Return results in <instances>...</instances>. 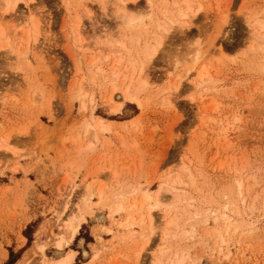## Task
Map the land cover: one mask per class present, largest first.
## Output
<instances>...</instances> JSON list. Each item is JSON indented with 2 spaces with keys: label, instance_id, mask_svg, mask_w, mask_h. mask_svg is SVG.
<instances>
[{
  "label": "rangeland",
  "instance_id": "obj_1",
  "mask_svg": "<svg viewBox=\"0 0 264 264\" xmlns=\"http://www.w3.org/2000/svg\"><path fill=\"white\" fill-rule=\"evenodd\" d=\"M28 1L0 0V264H264V0H190L167 31L185 0Z\"/></svg>",
  "mask_w": 264,
  "mask_h": 264
},
{
  "label": "bare ground",
  "instance_id": "obj_2",
  "mask_svg": "<svg viewBox=\"0 0 264 264\" xmlns=\"http://www.w3.org/2000/svg\"><path fill=\"white\" fill-rule=\"evenodd\" d=\"M19 1L20 0H3V3H4V5H5V11H10V10H13V9H15V7L18 5V3H19ZM28 1V0H27ZM30 1H34V0H30ZM125 1L126 0H119V2H124L125 3ZM29 2V1H28ZM198 2V1H197ZM123 3V4H124ZM127 3V2H126ZM149 3H151L150 4V6H152L153 4V1H149ZM185 3L187 4L185 7H178L179 9H178V11H177V15L176 16H174L173 15V12L174 11H172V15L169 13L168 14V9H171L170 7L168 8V7H166V9H164V11L163 10H161L162 12H163V14H165L168 18H167V20H163V23H161V24H159V23H157V26H158V29H159V27H163L164 28V31L166 30H169L172 26V24H175V23H181L182 25H183V23H184V25L186 26V25H188V20L186 21V19L184 20V18H190V15H191V13L192 12H194L195 10H193V5L191 4V2H190V0H185ZM121 4V3H120ZM155 4V3H154ZM122 5V4H121ZM120 5V6H121ZM126 5V4H125ZM156 5V4H155ZM158 5V4H157ZM156 5V6H157ZM161 5V4H160ZM124 6V5H123ZM155 6V7H156ZM125 7V6H124ZM148 7H149V5H148ZM199 7V6H198ZM165 8V7H164ZM149 9V8H148ZM200 9V8H199ZM127 10H129V9H127ZM150 11H152V10H150ZM171 11V10H170ZM147 12V11H146ZM196 12H199L198 10L197 11H195V13ZM175 13V12H174ZM145 14V13H144ZM151 13H149L148 15H150ZM126 15V14H125ZM164 15V16H165ZM192 15H193V13H192ZM130 16V15H129ZM131 16H133V15H131ZM127 17V15L126 16H124V20H126L125 21V23L127 24L128 23V26H133L134 24H136L137 25V22H139L140 21V23H142L143 22V18L142 19H140V17H138L139 19H134V18H137V17H135V15H134V17ZM136 16H138V14H136ZM157 15H155V17H156ZM195 17V16H194ZM125 18H127V19H125ZM151 18V17H150ZM123 19V18H122ZM123 20V21H124ZM136 20H138V21H136ZM190 20V19H189ZM262 20V19H261ZM39 21V20H38ZM183 22V23H182ZM36 24L38 23V22H35ZM139 24V23H138ZM180 24V25H181ZM35 25V24H34ZM34 25H32L33 27L32 28H34V29H31L32 30V32H31V34L33 33V31L34 30H37L35 27H37V26H34ZM39 25V24H38ZM79 25V24H78ZM140 25V24H139ZM138 26V25H137ZM174 26V25H173ZM184 26V27H185ZM76 27H77V25H76ZM121 27V26H120ZM135 27V26H134ZM261 29H263V31H264V21L262 22V23H260V26H259ZM38 28V27H37ZM187 28V27H186ZM188 28H190V25H188ZM77 29V28H76ZM134 29V28H133ZM172 29V28H171ZM27 30V29H26ZM40 30V29H39ZM185 30V29H184ZM23 31V30H22ZM11 32V31H10ZM35 32V31H34ZM36 32H38V31H36ZM125 32V31H124ZM29 33V35L28 36H30L31 34H30V32H29V30H28V32H26V36H27V34ZM165 33H167V32H165ZM181 33V32H180ZM256 33L258 34V35H256L257 37L259 36L260 37V39H262L261 38V36H260V31H256ZM255 33V34H256ZM24 34H25V32H24ZM4 35H5V30H3V29H0V41H5L4 42V44L5 45H11L10 43V41L8 40V35H9V32L6 34V36L4 37ZM18 35V34H17ZM124 35V34H123ZM127 35H129V34H127ZM127 35H125L123 38H121L120 40H117V44L119 45V47L121 46V47H123V49H124V47H126V41H125V39L127 38V37H130V36H127ZM134 35V34H133ZM133 35L129 38V39H131L132 41H133V38H134V40H135V37H137V36H135V37H133ZM165 35V34H164ZM33 36V35H32ZM161 36L163 37V35H160L159 37V42L157 43L156 42V44H151V45H146V50L144 51V60L140 63V62H137V61H133V62H131V64H130V66H131V68H132V70H133V74L131 73V77H130V79H131V81H132V77H133V75H134V73L136 72V69H138L139 70V74L143 77V72L145 71L144 69H145V67H146V62L147 63H149L148 61H150V60H152V58H154V55L157 53V50H158V47L160 46V44L162 43V40L160 41V39H162L161 38ZM9 37H10V35H9ZM16 37V36H15ZM6 38V39H5ZM22 38V37H21ZM35 38V37H34ZM37 38V37H36ZM35 38V39H36ZM137 38H139V37H137ZM136 38V40H138L139 41V39H137ZM164 38V37H163ZM264 38V37H263ZM28 39H31L30 37L28 38ZM34 39V40H35ZM33 40V41H34ZM128 40V39H127ZM262 40H264V39H262ZM22 41H23V39H22ZM21 41V42H22ZM130 41V40H129ZM10 42V43H9ZM109 42V41H108ZM2 43V42H1ZM28 43V42H27ZM111 43V42H110ZM3 44V43H2ZM4 44L3 45H0V46H4ZM21 44V43H20ZM113 44V43H112ZM128 44V43H127ZM107 45V44H106ZM9 47V46H8ZM28 47V46H27ZM133 47V46H132ZM10 48H11V46H10ZM25 50V49H24ZM135 50H136V48H135ZM128 51V50H127ZM23 52V51H22ZM104 52V51H103ZM20 53V52H19ZM24 53V52H23ZM129 53V52H128ZM22 54V53H21ZM19 55V54H18ZM24 55V54H23ZM115 56V55H114ZM138 56V55H137ZM195 56V55H194ZM131 57V56H130ZM201 57V56H200ZM199 57V58H200ZM129 58V57H128ZM199 58H196V59H198V61H196L195 62V64H194V66L196 65V64H198V62H199ZM117 59V61H119V62H117L118 64L119 63H121L122 61L121 60H123L122 59V57L120 56V58L118 59V58H116ZM115 59V60H116ZM121 61V62H120ZM92 62H94V60L92 61ZM200 67V66H199ZM135 68V69H134ZM147 68V67H146ZM198 68V67H197ZM193 69V68H192ZM201 69V70H200ZM199 69V73H197L198 75V77H199V81H198V83H196L195 84V87L194 88H200V86H202V84H203V82H204V76L206 75L205 73H204V68H202V66H201V68ZM115 71V70H114ZM198 72V71H197ZM146 73V72H145ZM139 74H138V76H139ZM205 74V75H204ZM115 75L116 76H118V73L116 72L115 73ZM137 76V77H138ZM124 77H128L127 75L126 76H124ZM140 78V77H139ZM138 78V80H140V84L141 83H145L144 81V79L143 78H140L139 79ZM128 79H129V77H128ZM141 80H142V82H141ZM144 80V81H143ZM206 82V81H205ZM132 83V82H131ZM180 83V82H179ZM195 83V82H194ZM130 85H132V84H130ZM143 85V84H142ZM83 87V86H82ZM130 87L131 86H128L127 87V89H125V98L127 99V100H130V101H133L135 98H136V95L134 94V92H136V90H135V88H134V92L133 91H131V89H130ZM131 91V92H130ZM203 100H204V98H203ZM124 105V102H121V103H118V105H117V108L115 109V111H118V110H120V108L122 107ZM102 122H101V128L103 129V130H106V124L103 122V120H101ZM2 138V137H1ZM7 139V138H6ZM4 139H1L0 140V147H3V146H5V143H4ZM9 144V143H8ZM236 182H237V186H238V189H239V191H240V193H242V189H243V181L242 180H240V179H237L236 180ZM173 183H174V181H173ZM164 188H167L169 191H177V188L175 187V185L174 184H170L168 187H166V186H164ZM163 189V186H161L160 187V189H159V192L157 193V195H156V192L158 191H156L155 192V201H156V203H152V205L150 204V206H149V215L151 216V212H152V209L153 208H155V207H157L158 206V204L160 205V203H158L159 201H158V197H159V193L161 192V190ZM128 190V189H127ZM167 190V191H168ZM147 191V190H146ZM100 192H101V190H100ZM132 192H134V191H132ZM148 192V191H147ZM147 192H145L144 193V196H143V198L141 199V201L138 203L139 205H137V203L136 202H134V204H133V208H138V206L139 207H144V204H146V203H149L150 202V200L152 199V196L149 194V193H147ZM121 195V197L122 198H124L125 196L127 197V194L126 193H122V194H120ZM162 195V194H161ZM177 198L179 197L180 198V196L177 194V196H176ZM121 198V199H122ZM126 201V200H125ZM125 201L123 200V201H118L116 204H115V211L117 212V211H122V210H125V209H127V204H125ZM127 203V202H126ZM172 205V204H171ZM172 209V208H171ZM80 217V216H79ZM186 217V216H185ZM85 218L84 217H82V218H77V219H75V218H73V219H71L70 221H69V226H70V229H71V238H73L74 236H75V234L78 232V230H79V228H80V226H81V221L82 220H84ZM217 219V218H216ZM144 219H142L141 221H143ZM167 238V237H166ZM166 249V248H165ZM167 252V251H166ZM74 259H75V252L74 251H70V252H68L65 256H63V257H61V258H59L58 260H56V262H55V264H72L73 263V261H74ZM175 259V258H174ZM184 257H181V256H177V258L172 262V264H184ZM157 264H160V262L159 263H157Z\"/></svg>",
  "mask_w": 264,
  "mask_h": 264
}]
</instances>
